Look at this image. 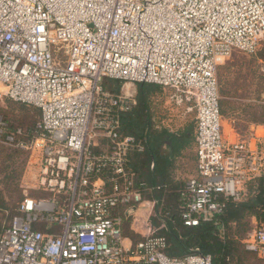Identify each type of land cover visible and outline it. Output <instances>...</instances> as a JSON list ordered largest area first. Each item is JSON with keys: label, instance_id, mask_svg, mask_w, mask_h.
<instances>
[{"label": "built area", "instance_id": "obj_1", "mask_svg": "<svg viewBox=\"0 0 264 264\" xmlns=\"http://www.w3.org/2000/svg\"><path fill=\"white\" fill-rule=\"evenodd\" d=\"M264 37V0H0V98L40 111L32 133L0 118V143L36 153L37 188L0 232V264H212L198 250L165 252L143 225L124 243L121 209L142 202L119 112L135 104L103 78L153 83L191 102L196 174L180 191L187 226L211 221L226 200L249 194L264 175V127L229 140L220 112L218 66L254 53ZM264 258V216L243 240Z\"/></svg>", "mask_w": 264, "mask_h": 264}, {"label": "trees", "instance_id": "obj_2", "mask_svg": "<svg viewBox=\"0 0 264 264\" xmlns=\"http://www.w3.org/2000/svg\"><path fill=\"white\" fill-rule=\"evenodd\" d=\"M122 83L123 81L106 77L102 80L104 89L115 94L120 93ZM135 85L137 90L135 104L129 110L119 112L120 133L132 136L144 145L143 151H130L128 166L135 173V186L141 195L144 196L148 193L157 199L158 205L154 209L157 212L156 219L161 225L155 229V233L166 237L165 252L169 256L183 257L187 253L198 250L203 254H210L212 264H240L238 262L243 258V253L252 252L244 248L243 243L241 244L235 237L236 234H234L233 229L241 225L247 216H253L258 220L263 218L264 175L249 182V194L245 199L240 201L226 200L223 211L211 221H202L195 226L184 225L180 218V204L177 201L179 206L176 205V202L174 206H171L168 200L166 203L163 202V196L169 189L166 188L167 183L156 179L158 174L164 172L157 164V160H159L157 149L165 132L163 130L151 131L149 104L151 97L158 91V85L153 83H135ZM222 91V89L219 90V93ZM222 103L220 98L221 113ZM9 125L11 128L18 126L12 123ZM33 130L34 125L26 131L32 133ZM171 141L174 142L173 139ZM162 160L165 161L163 158ZM152 161L154 167L150 169ZM45 195L49 196V193L45 192ZM18 204L14 207L9 220L16 213ZM5 207L6 203L0 195V210L5 209ZM5 226L0 223V232ZM130 238L135 242L142 237L131 233ZM252 254L254 255V253Z\"/></svg>", "mask_w": 264, "mask_h": 264}, {"label": "rangeland", "instance_id": "obj_3", "mask_svg": "<svg viewBox=\"0 0 264 264\" xmlns=\"http://www.w3.org/2000/svg\"><path fill=\"white\" fill-rule=\"evenodd\" d=\"M261 58V59H260ZM260 59V60H259ZM220 96H231L240 100L236 104L247 113L253 111L264 117V37L257 50L252 54L233 52L225 59L217 71ZM134 83L123 82L120 93L136 95ZM165 92V93H164ZM168 93L166 89L158 88L151 97V103L158 99V106L163 112L165 99ZM228 101V100H227ZM228 107H230L228 105ZM260 109V112H258ZM165 111V110H164ZM174 113H177L176 111ZM40 111L33 105L11 100L7 97L0 98V118L30 129L38 120ZM223 119V117H222ZM242 134V130L239 131ZM39 163L36 153L30 150H17L0 143V195L3 197L6 207L0 210V223L6 225L14 210V207L26 197H46L45 192L37 188ZM148 193L145 194L147 198ZM171 206L177 201L176 189H170L166 193L165 202ZM255 217L247 216L243 223L233 229L236 238L243 243L247 233L254 228ZM155 227L154 225H152ZM241 248V247H240ZM242 249H244L242 247ZM240 264H264V258L252 253H243ZM235 264V263H234Z\"/></svg>", "mask_w": 264, "mask_h": 264}, {"label": "crops", "instance_id": "obj_4", "mask_svg": "<svg viewBox=\"0 0 264 264\" xmlns=\"http://www.w3.org/2000/svg\"><path fill=\"white\" fill-rule=\"evenodd\" d=\"M158 88L159 90L166 89L168 96L164 101L165 107L162 105V108L165 110L163 112L160 109L161 106L156 104L159 103L158 99L155 100V102L157 101L156 103H151L150 100L149 104L151 131L163 130L165 132L163 140L157 149V156L159 157L157 164L164 172L158 174L156 179L157 181L161 180L167 183L166 188L169 190L176 189L177 201L180 204L179 195L181 189L185 182L196 174L194 111L190 107L192 105L191 102L184 101L177 103L178 96L174 90L160 85H158ZM221 99L223 101L221 105L223 132L229 140H234L238 136L252 132L257 134L262 132L264 117L258 114L255 115L253 111L247 113L239 108L236 104H239L237 102L240 100L234 97H223L222 95ZM175 111L177 113H174ZM258 112H260V109H258ZM241 130L245 133L242 134L239 132ZM172 139L174 142L171 141ZM153 167L154 162L152 161L150 163V169ZM165 196L166 194L163 196L164 203H166ZM156 205H158L157 199L152 195L149 194L147 198H145V195H142V202L138 207L131 209L128 213L123 209L119 211L123 216L122 231L126 245L136 242L130 238L131 233L138 234L141 237L144 236L145 230L143 225H150L153 229L160 227L161 224L156 219L157 212L154 209ZM257 221L258 219L255 218V224Z\"/></svg>", "mask_w": 264, "mask_h": 264}]
</instances>
